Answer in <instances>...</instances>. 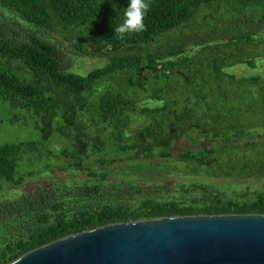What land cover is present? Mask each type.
<instances>
[{
	"label": "trees",
	"instance_id": "obj_1",
	"mask_svg": "<svg viewBox=\"0 0 264 264\" xmlns=\"http://www.w3.org/2000/svg\"><path fill=\"white\" fill-rule=\"evenodd\" d=\"M129 3L0 0L3 24L56 33L84 56L108 57L79 75L62 70L56 42L0 34V114L40 134L0 144V193L4 183L43 173L107 182L84 189L96 205L71 211L58 181L0 201V264L113 224L264 215V136L247 138L264 130V76L227 71L264 67V0H151L145 30L121 39L114 27ZM55 141L60 148H51ZM114 163L132 167L140 182L109 180ZM225 179H253L263 189L238 200L216 183Z\"/></svg>",
	"mask_w": 264,
	"mask_h": 264
},
{
	"label": "water",
	"instance_id": "obj_2",
	"mask_svg": "<svg viewBox=\"0 0 264 264\" xmlns=\"http://www.w3.org/2000/svg\"><path fill=\"white\" fill-rule=\"evenodd\" d=\"M10 264H264V215L113 224L61 239Z\"/></svg>",
	"mask_w": 264,
	"mask_h": 264
},
{
	"label": "rangeland",
	"instance_id": "obj_3",
	"mask_svg": "<svg viewBox=\"0 0 264 264\" xmlns=\"http://www.w3.org/2000/svg\"><path fill=\"white\" fill-rule=\"evenodd\" d=\"M0 34L13 42L24 43L29 42L32 37L40 35L44 39H49L56 42L62 48L61 56V68L66 72H73L79 75H86L90 71L102 68L108 63V57L94 54L90 56H84L77 49L72 47L70 42L64 41L56 33H50L44 30L34 31L30 30L23 23L22 25H17L16 23H11L10 21L5 22L4 24L0 22ZM185 42L189 41V38H185ZM188 48H192V45H189ZM111 57L115 55H110ZM109 56V57H110ZM237 67V66H235ZM235 69V68H234ZM234 69H227L228 72L234 73L238 76H252V75H261L264 76V67L257 69H250L248 66L242 65L241 67ZM234 70V71H232ZM9 114L4 113L0 114V144L5 142L12 141H39L40 134L36 126L29 122L28 125L18 124L11 126L8 124ZM264 136V130H257L252 132L247 137L250 140L259 139ZM246 138V139H247ZM61 145H58L57 142H53L51 148L58 149ZM128 165H131L129 162ZM117 167V169H116ZM111 173L109 180L111 181H130L134 184L140 182L137 178V174L132 172V167L126 166L123 167V164L114 163L110 167ZM39 176L34 179L27 180L20 186H15L13 184L4 183L3 190L0 193V201H15L20 199L23 196H27L37 190L38 187H42L46 183L52 184L54 181L66 183L67 187L62 190L64 201L66 202V209L71 211L76 209L80 205L90 203L96 205L94 198L85 194L86 186H96L100 184L107 183L99 176L98 178H91L85 172H76V173H67V174H58L52 173L49 175ZM190 178L187 177H176L172 178L171 181L181 182V181H190ZM216 183L220 184L223 190L228 193L232 198H236L241 194L253 193L256 191H261L263 185L261 182L255 181L253 179L238 181L235 179H225L217 180ZM149 184V183H147ZM76 187V189H74ZM241 197V196H240ZM238 197V200H241ZM134 203V202H133Z\"/></svg>",
	"mask_w": 264,
	"mask_h": 264
},
{
	"label": "clouds",
	"instance_id": "obj_4",
	"mask_svg": "<svg viewBox=\"0 0 264 264\" xmlns=\"http://www.w3.org/2000/svg\"><path fill=\"white\" fill-rule=\"evenodd\" d=\"M150 2L151 0H130L129 6L124 9L123 22L114 27L115 34L123 39L125 34L144 31V20L150 9Z\"/></svg>",
	"mask_w": 264,
	"mask_h": 264
}]
</instances>
